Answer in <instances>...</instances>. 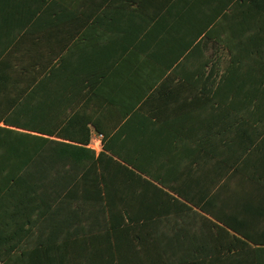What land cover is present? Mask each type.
I'll return each mask as SVG.
<instances>
[{
  "label": "trees",
  "instance_id": "obj_1",
  "mask_svg": "<svg viewBox=\"0 0 264 264\" xmlns=\"http://www.w3.org/2000/svg\"><path fill=\"white\" fill-rule=\"evenodd\" d=\"M130 17L140 41L110 27L97 55L45 72L2 57L0 264H70L64 232L122 227L155 229L163 264H264V0H144ZM130 47L155 69L140 107L99 119Z\"/></svg>",
  "mask_w": 264,
  "mask_h": 264
},
{
  "label": "crops",
  "instance_id": "obj_2",
  "mask_svg": "<svg viewBox=\"0 0 264 264\" xmlns=\"http://www.w3.org/2000/svg\"><path fill=\"white\" fill-rule=\"evenodd\" d=\"M13 1L15 0H0V63L3 56L11 60L12 57L16 59L22 55L29 64H35L36 69L45 72L44 68L52 59L56 61L67 58L68 55H73L74 58H80L84 54L97 55V43L100 40H111L114 35H110L107 30L116 26L126 27L128 37L140 41L141 20L130 17V13L136 16V11H140V4L144 0H46L42 4H35L37 0H29L32 12L20 10L12 4ZM37 9L44 12L34 14ZM116 14L123 15V18L115 19ZM133 48L127 50L121 60L124 64L111 70L107 81L101 86L102 91L99 90L102 93L99 98L107 99L96 102V105L105 108L102 112L106 113H101L99 116L104 117L99 119L123 120L121 117L125 112L134 113L140 107L144 75L154 74L155 69L141 68L135 60H127L141 59L140 53ZM155 68L158 74L164 72L161 68ZM171 103L165 106V112L177 101ZM94 135L102 138L94 132L92 139ZM161 135L169 133L163 131ZM154 230L144 227L72 229L64 232L67 243L63 247L68 254L80 250V255L82 250L94 254L95 251L100 254L104 250L112 251V256L106 262H99L101 264H163L156 250L162 241L153 238ZM149 232L153 235L147 237ZM88 262L87 264H99L92 255Z\"/></svg>",
  "mask_w": 264,
  "mask_h": 264
},
{
  "label": "rangeland",
  "instance_id": "obj_3",
  "mask_svg": "<svg viewBox=\"0 0 264 264\" xmlns=\"http://www.w3.org/2000/svg\"><path fill=\"white\" fill-rule=\"evenodd\" d=\"M211 51H209V54H212ZM225 54H227L225 51L223 52ZM223 56V55H222ZM224 58L226 57L225 55L223 56ZM227 65V58H225V62L223 64V66ZM101 137L98 135H94L93 139L91 141V148L94 149L96 152L97 151H101ZM82 255H80V250H76V251H72V253H69L70 259L68 261L72 262L73 264H82V262L84 261V264L89 263L88 259L91 258V255L93 256V259L95 262H106L107 259H109V256H112V251H105L102 252L101 254L98 251H95V254L90 252V251H85L82 250L81 251ZM71 254V255H70ZM70 263V264H72ZM101 264V263H99Z\"/></svg>",
  "mask_w": 264,
  "mask_h": 264
}]
</instances>
